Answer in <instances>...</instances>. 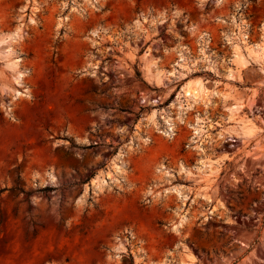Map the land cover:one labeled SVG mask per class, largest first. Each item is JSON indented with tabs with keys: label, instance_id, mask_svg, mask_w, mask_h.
<instances>
[{
	"label": "rangeland",
	"instance_id": "374dc122",
	"mask_svg": "<svg viewBox=\"0 0 264 264\" xmlns=\"http://www.w3.org/2000/svg\"><path fill=\"white\" fill-rule=\"evenodd\" d=\"M254 45L264 0H0V264H264Z\"/></svg>",
	"mask_w": 264,
	"mask_h": 264
},
{
	"label": "bare ground",
	"instance_id": "6f19581e",
	"mask_svg": "<svg viewBox=\"0 0 264 264\" xmlns=\"http://www.w3.org/2000/svg\"><path fill=\"white\" fill-rule=\"evenodd\" d=\"M246 49L248 50L246 53H248V55H251V54H257V55H263L264 56V46H260V45H254L252 48L250 47V48H245V50H243V52H245L246 51ZM242 50V49H241ZM241 53H242V51H241ZM240 57H241V59H242V62H243V60H247V56H246V54L245 53H242V54H240ZM253 57V56H252ZM254 58V57H253ZM247 62V61H246ZM20 75V74H19ZM197 93V91L196 90H193L192 88H191V86H188L187 88H186V90H185V94L187 95V96H194L195 94ZM235 108V107H234ZM237 108V107H236ZM236 112H237V110H235ZM116 167H115V170H116V172H118V169H120L117 165H115ZM205 168V170H208V168H209V166H206V167H204ZM110 173V172H109ZM109 173H108V175H109ZM108 178H110L109 176H108ZM104 180V179H103ZM104 183V182H103Z\"/></svg>",
	"mask_w": 264,
	"mask_h": 264
}]
</instances>
